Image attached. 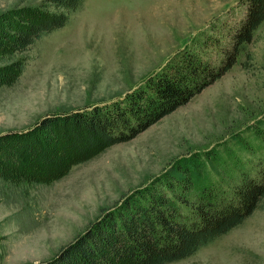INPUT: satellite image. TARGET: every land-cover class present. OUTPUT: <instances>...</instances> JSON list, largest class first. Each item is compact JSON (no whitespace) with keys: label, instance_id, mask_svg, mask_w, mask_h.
I'll list each match as a JSON object with an SVG mask.
<instances>
[{"label":"rangeland","instance_id":"rangeland-1","mask_svg":"<svg viewBox=\"0 0 264 264\" xmlns=\"http://www.w3.org/2000/svg\"><path fill=\"white\" fill-rule=\"evenodd\" d=\"M243 1L82 0L63 25L26 49H0V133L119 97L183 48L217 61ZM39 2L0 0V13ZM194 155L214 180L238 164L264 163V18L227 70L132 138L91 152L59 175L27 159L0 158V264L49 258L100 208ZM164 264H264V202Z\"/></svg>","mask_w":264,"mask_h":264},{"label":"trees","instance_id":"trees-1","mask_svg":"<svg viewBox=\"0 0 264 264\" xmlns=\"http://www.w3.org/2000/svg\"><path fill=\"white\" fill-rule=\"evenodd\" d=\"M82 0H40L0 13V49L22 51L63 25ZM222 56L210 61L183 48L142 82L109 101L53 111L25 130L0 133V158L30 160L59 175L72 162L122 142L187 101L235 62L264 18V0H244ZM249 56H247L248 58ZM244 63V62H243ZM16 75L20 65L14 63ZM199 155L180 157L148 183L99 213L49 258L28 264H164L240 223L264 202V163L238 164L212 179ZM213 169L212 165L209 167Z\"/></svg>","mask_w":264,"mask_h":264}]
</instances>
